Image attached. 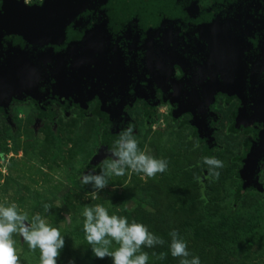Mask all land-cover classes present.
Wrapping results in <instances>:
<instances>
[{
	"label": "water",
	"instance_id": "water-1",
	"mask_svg": "<svg viewBox=\"0 0 264 264\" xmlns=\"http://www.w3.org/2000/svg\"><path fill=\"white\" fill-rule=\"evenodd\" d=\"M171 1L47 0L28 8L2 0L0 110L6 113L12 102L29 99L47 109L52 103H76L86 110L97 99L112 124L110 135L117 138L134 127L125 108L138 99L153 107L155 90L161 88H152L178 81V66L183 77L176 82L174 103L180 113L192 115L208 149L215 147L212 125L218 117L210 110L216 97L247 96L243 114L258 131L240 176L247 188L264 196L259 183L264 164V0H220L230 5L229 11L236 8L252 20L247 30L221 34L220 40L215 20L224 8L215 6L198 16L199 0L185 1L183 9L175 2V10ZM104 151L97 163L106 157Z\"/></svg>",
	"mask_w": 264,
	"mask_h": 264
},
{
	"label": "rangeland",
	"instance_id": "rangeland-1",
	"mask_svg": "<svg viewBox=\"0 0 264 264\" xmlns=\"http://www.w3.org/2000/svg\"><path fill=\"white\" fill-rule=\"evenodd\" d=\"M53 110L54 125L40 121L31 103H16L9 119L0 117V203L17 204L29 220L39 213L59 228L65 244L57 264L73 260L75 264H112L111 257H96L86 240L82 213L96 204L105 206L109 214L127 217L130 223L146 225L148 215L164 219L157 229L147 226L165 241L152 248L142 246L141 251L149 255L148 264H180L181 258L170 251L174 230L187 240L189 252L199 256L201 264H264V198L250 192L235 202L243 169L240 157L248 137L229 133V107L214 109L222 121L211 157L223 162L221 168L204 166V145L191 127L171 120L167 106L156 109L149 125L142 104L132 107L129 116L136 123L139 148L167 160L168 168L155 177L132 171L113 176L95 199L91 186L82 185L79 178L99 158L108 127L96 116L95 104L86 109L84 120L76 108L66 116ZM13 239L20 264H40L38 248L31 250L19 234L14 233ZM118 247L113 242L112 250ZM161 253H167L164 259L159 258Z\"/></svg>",
	"mask_w": 264,
	"mask_h": 264
},
{
	"label": "clouds",
	"instance_id": "clouds-1",
	"mask_svg": "<svg viewBox=\"0 0 264 264\" xmlns=\"http://www.w3.org/2000/svg\"><path fill=\"white\" fill-rule=\"evenodd\" d=\"M134 131V127L129 125L120 132L109 158L101 162L98 173L94 166L81 174L80 183L91 186L94 199L109 185L113 176H124L132 171L146 177H155L157 173L166 172L167 160L158 159L146 150H141ZM203 161L214 168L223 167V162L215 157H204ZM215 175L218 177L219 173ZM44 208L50 211L51 206L45 204ZM82 215L85 218L86 240L92 252L101 259L111 257L112 264H148L149 255L141 251L142 246L152 248L165 243L161 237L149 231L145 224L135 220L130 223L125 216L109 214V210L102 204L85 207ZM14 233L19 234L31 250H40V264H57V257L65 244L59 228L52 226L39 213L29 220L28 214L15 203H0V264H20ZM170 235L171 255L180 257V264H201L200 257L189 252L188 242L180 237L179 232L174 230ZM113 242L119 245L115 250H112ZM166 255L161 253L159 258L164 259ZM69 264H75V261Z\"/></svg>",
	"mask_w": 264,
	"mask_h": 264
},
{
	"label": "flooded vegetation",
	"instance_id": "flooded-vegetation-1",
	"mask_svg": "<svg viewBox=\"0 0 264 264\" xmlns=\"http://www.w3.org/2000/svg\"><path fill=\"white\" fill-rule=\"evenodd\" d=\"M17 1L22 2V4L28 8L29 7H41L47 2V0H39V1L37 0L36 2H28L26 0H17ZM185 1H187V0H174V1H171V3L174 4L175 2H178L179 3L178 6H181V9H183L186 5ZM2 3H3L2 0H0V9L2 7ZM224 3H225L224 1H220V0H199L197 3L198 16L203 15V14H208L213 8H215V6L219 8L218 10H222L223 8L225 9L224 11L216 12L217 16H216V20H215V27H218V25H219L220 30L217 31V33L219 35V37L217 39H219V40H220L221 34L225 35V36L227 34H231V33L235 34L236 31H244V30H247L248 28H250L252 26V20L246 14H244L245 12L237 11L236 8H233V11H229L230 5H228V4L224 5ZM175 7H176V5L174 4L172 6V9L175 10L176 9ZM251 9H252V7H251ZM248 12H250L249 9H247L246 13H248ZM180 13H181V15H183L181 10H180ZM227 14H230V15L228 16ZM249 14L251 15V13H249ZM263 22H264V20H263ZM217 23H218V25H217ZM174 70H175L174 78L179 81L183 77V72L178 66H175ZM146 79L149 80V77H147ZM172 81H173V79H172ZM172 81L171 82L166 81L165 84L167 86H164L165 84L162 83L161 85H156L154 88H152L154 90H155V88H161V90L160 89L155 90V97H156L155 99L156 100L154 101L155 105H153V107H150L147 101H145L143 99H138L131 107L127 106L125 108V111L128 115V118L134 123V130L136 129V123L129 116V110L132 107L136 106L137 104H142V106H143V118L145 120V123L147 125H149L150 121L148 122L146 120L145 114L148 112H151V111L155 112V114H156V109H158L160 107L167 106L169 109L170 118H171V113L173 111H176L178 114H180L181 119L178 122L183 123V124L189 123V125L187 124L185 127H191L193 132L197 134V135H194V137L196 139H198L202 145H204V148L208 149L206 146L207 142L199 136V134H198V132H197V130L193 124L192 115L188 114V113H185V114L180 113L178 110L179 109L178 106L174 103V101H175L174 90L176 89V82H178V81H174V82H172ZM146 84H147V82L143 86L145 87ZM246 99H247V96H244L243 94L240 95V97H238L237 95H234L232 97L218 95L216 97L215 103L211 107V110H210L213 115H216L218 117L217 123H214L212 125V130H213L212 138L215 141V147L217 146L216 145V139H215V136L218 133L217 126L221 123L222 118L219 114H217L214 111V109L220 105L224 106V108L229 107L232 111L231 124L229 126V133H231L232 135H235V136L239 135V134H243V135L247 136L248 137V141L246 142L247 148H248L249 144L253 143L256 140L258 125L255 124L256 126H254L252 121L247 120L243 114V109H244L243 104L245 105ZM16 103H19V104L31 103L32 106H34L35 109L37 110V112L39 113V116L41 117L40 121H49L53 125L55 123V120L57 119V114H56V112H54L53 108H57L58 112H62L63 114H65V116L68 115V112L73 108L78 109L81 112V114L83 111V109L79 105H77L76 103H73L71 105H61L59 103H52L50 105V108L47 109L46 107H42L39 104H37L35 101L29 99V100H26L24 102H19V101L12 102L6 113L0 110V117L4 118V119H9L11 107L14 106ZM92 104H95V112H96V108H99V110L102 111L100 102L97 99L91 100L89 102L87 109L90 108V106ZM66 107H69V109H66ZM102 113L104 114V116L107 120V124H108V126H107L108 131H106L104 134V135H106L107 133L111 132L112 124L110 122L109 116L106 115L103 111H102ZM239 116H241V121L246 125L241 124V122L238 119ZM1 118H0V126H1ZM171 120H172V118H171ZM104 122L105 121L103 119V123ZM231 130H233V131L235 130L234 131L235 133L233 134L231 132ZM118 138H119V136L117 138H113V139H115V141H116ZM103 145L104 146H102L100 151H102V149H105V151H104V154L106 156L105 158H109V154H110L112 148L114 147V144L110 145L107 142H104ZM209 150H212V149H209ZM245 151L244 152H245V157H246L247 150L245 149ZM263 165H262V168H263ZM262 168H261V173L259 175V183L261 185H263V188H264V184L261 183V174L263 172ZM252 192H254V191H252Z\"/></svg>",
	"mask_w": 264,
	"mask_h": 264
},
{
	"label": "trees",
	"instance_id": "trees-1",
	"mask_svg": "<svg viewBox=\"0 0 264 264\" xmlns=\"http://www.w3.org/2000/svg\"><path fill=\"white\" fill-rule=\"evenodd\" d=\"M66 109H69V107H66ZM96 116H98L99 117V119L101 120V121H103V119H104V124L106 125V126H108V124H107V120H106V118H105V116H104V114L102 113V111L101 110H99V108H96ZM82 120H84L85 119V115H86V110H83L82 111ZM155 112H148V113H146L145 114V118H146V120L149 122V121H151L154 117H155ZM171 118H172V120H173V122H178L180 119H181V116H180V114H178L176 111H173L172 113H171ZM113 119V118H112ZM113 124L115 125V124H117V126L116 127H120L119 126V124L117 123V122H115V120L113 119ZM189 125V123H185V124H183L182 126L183 127H185L186 125ZM199 127L201 128V125H199ZM233 128V127H232ZM235 131V130H234ZM233 130H231V132L234 134L235 132H234ZM249 132V131H248ZM194 135H197L196 133H194ZM103 139H104V142H107L108 144H110V145H113L115 142V139H113L111 136H110V133H107L106 135H104V137H103ZM246 150H247V147H246ZM212 150H209V149H206V148H204V150H203V156L204 157H211V154H212ZM246 152V151H245ZM245 152H244V156H241L240 157V163L244 166V160H245ZM205 165H207V164H205L204 163V166ZM94 166H96V168L99 166V163H97L95 160L94 161H92V164L90 165V167L91 168H93ZM262 169H264V165H263V168ZM239 181H240V183H241V185H240V187L238 188V190H237V194H236V199H235V202L236 203H238V202H240L241 200H242V198L246 195V194H248V193H250V192H252V191H254V192H256V193H258L257 191H255V190H253V189H249V188H247L245 185H244V182H243V178L240 176L239 177ZM260 194V193H259ZM263 198H264V196L262 195V194H260ZM148 220H149V222L146 224V226H148L149 227V229L150 228H155V229H157V227L156 226H160V225H162V223H163V221H164V219L163 218H159L158 220H156V219H154V217L153 216H150V215H148V216H145Z\"/></svg>",
	"mask_w": 264,
	"mask_h": 264
},
{
	"label": "bare ground",
	"instance_id": "bare-ground-1",
	"mask_svg": "<svg viewBox=\"0 0 264 264\" xmlns=\"http://www.w3.org/2000/svg\"><path fill=\"white\" fill-rule=\"evenodd\" d=\"M113 116V115H112ZM113 118V117H112ZM114 120H115V122H117L118 120L116 119V117L115 118H113ZM203 128V126H201V129Z\"/></svg>",
	"mask_w": 264,
	"mask_h": 264
}]
</instances>
